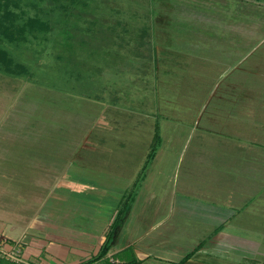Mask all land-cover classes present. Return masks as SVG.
Returning <instances> with one entry per match:
<instances>
[{
    "label": "rangeland",
    "instance_id": "rangeland-1",
    "mask_svg": "<svg viewBox=\"0 0 264 264\" xmlns=\"http://www.w3.org/2000/svg\"><path fill=\"white\" fill-rule=\"evenodd\" d=\"M250 1L252 18L258 19H242L245 38L221 35L211 23L204 24L208 30L200 36L162 30L157 21L172 19L164 18L170 13L161 9L160 0H0V141L6 139L8 145L27 129L45 138L74 133L85 139L80 152L88 157L100 145L94 161L107 160V171L111 166L130 182L117 211L123 213L139 189L131 181L141 183L136 170L156 135L164 167L154 189L168 197L174 165L179 156L183 159L189 135L200 133L211 96L233 91L244 98L256 95L250 107L242 104L248 99H241L239 111L264 124V0ZM145 25L148 49L140 43ZM256 27L253 35L243 33ZM81 125L89 130L77 132ZM256 133L264 135V125ZM20 145L12 151H21ZM7 151L0 153V163L10 166L16 154ZM10 176L3 179L15 192L17 180ZM25 188L31 190L28 184ZM4 194L0 191V201L9 197L12 205L13 196ZM253 218L243 223L262 238L264 216ZM261 240L255 258L247 259L245 251L250 247L253 252L254 244L241 240L237 246L242 253H232L222 264H264Z\"/></svg>",
    "mask_w": 264,
    "mask_h": 264
},
{
    "label": "crops",
    "instance_id": "crops-1",
    "mask_svg": "<svg viewBox=\"0 0 264 264\" xmlns=\"http://www.w3.org/2000/svg\"><path fill=\"white\" fill-rule=\"evenodd\" d=\"M249 2L160 0L161 9L170 13L164 18L172 21L158 20L157 25L162 30L172 28V33L200 36L203 29L208 30L204 24L211 23L221 35H242V19L252 23L258 19L252 18ZM256 29L243 33L253 35ZM257 83L263 84V79ZM240 96L223 92L207 100L205 122L198 135H189L165 198L154 189L164 154L159 155L161 143L153 138L136 170L135 179L141 183L131 181L139 189L133 191L123 213L117 211L130 182L111 166L107 171V160L94 161L93 153H99L100 145L90 149L93 153L88 157L80 152L85 139L80 141L74 133L45 138L34 137L27 129L20 130L23 138L8 145L6 139L0 141L1 156L16 144L25 148L12 151L16 155L10 166L8 161L0 163V178L11 175L12 181L17 180L15 192H10L14 189L10 182L0 183V191L14 198L12 205L9 197L0 201V238L7 241L6 247L16 246L27 264H222L232 253H242L237 246L241 240L254 244L253 252L250 247L245 251L247 259L255 258V244L264 236L258 237L255 228L243 222L252 215L264 216V135L256 133L264 124L239 111L240 105L250 107V100L257 96ZM241 99L248 101L240 104ZM83 126L86 129L81 125L77 132L89 130ZM121 146L127 148V143ZM123 160L128 161L126 156ZM104 167V173L99 172ZM27 184L31 190L24 189ZM117 216L106 253L92 261ZM187 255L188 260L181 263Z\"/></svg>",
    "mask_w": 264,
    "mask_h": 264
},
{
    "label": "trees",
    "instance_id": "trees-1",
    "mask_svg": "<svg viewBox=\"0 0 264 264\" xmlns=\"http://www.w3.org/2000/svg\"><path fill=\"white\" fill-rule=\"evenodd\" d=\"M148 32H149V27L147 25H145L143 27L142 33L140 35L142 37V40H140V43H142V46L145 49H148V46L146 45L148 43V34H149ZM156 137L157 136L155 135L154 138L156 139ZM117 222H118V216L114 219V221H113L112 225L110 226L109 230L106 232L105 241H104L103 245L101 246L98 254L96 255V257L92 261L99 259L100 257H102L106 253V249H107L108 243H109V241H110V239L112 237V233H113V231H114V229L116 227ZM189 257L190 256L187 255L186 257L182 258L181 263H184L185 261H187ZM0 263H3V264H16V263L8 262V261L2 260V259H0ZM101 264H114V263L103 262ZM126 264H132V263H126Z\"/></svg>",
    "mask_w": 264,
    "mask_h": 264
},
{
    "label": "built area",
    "instance_id": "built-area-1",
    "mask_svg": "<svg viewBox=\"0 0 264 264\" xmlns=\"http://www.w3.org/2000/svg\"><path fill=\"white\" fill-rule=\"evenodd\" d=\"M7 241L0 238V259L12 262L27 264L19 255V250L16 246L6 247Z\"/></svg>",
    "mask_w": 264,
    "mask_h": 264
},
{
    "label": "water",
    "instance_id": "water-1",
    "mask_svg": "<svg viewBox=\"0 0 264 264\" xmlns=\"http://www.w3.org/2000/svg\"><path fill=\"white\" fill-rule=\"evenodd\" d=\"M0 264H3V263H0Z\"/></svg>",
    "mask_w": 264,
    "mask_h": 264
}]
</instances>
